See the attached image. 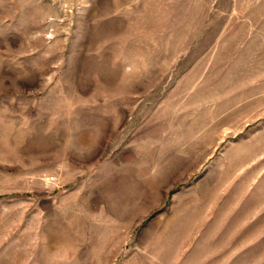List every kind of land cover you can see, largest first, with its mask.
Here are the masks:
<instances>
[{
  "label": "rangeland",
  "instance_id": "374dc122",
  "mask_svg": "<svg viewBox=\"0 0 264 264\" xmlns=\"http://www.w3.org/2000/svg\"><path fill=\"white\" fill-rule=\"evenodd\" d=\"M0 264H264V0H0Z\"/></svg>",
  "mask_w": 264,
  "mask_h": 264
}]
</instances>
